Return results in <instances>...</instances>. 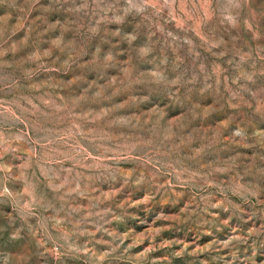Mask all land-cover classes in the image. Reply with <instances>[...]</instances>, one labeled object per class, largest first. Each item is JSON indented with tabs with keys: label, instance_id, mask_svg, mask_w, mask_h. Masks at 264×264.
I'll use <instances>...</instances> for the list:
<instances>
[{
	"label": "rangeland",
	"instance_id": "374dc122",
	"mask_svg": "<svg viewBox=\"0 0 264 264\" xmlns=\"http://www.w3.org/2000/svg\"><path fill=\"white\" fill-rule=\"evenodd\" d=\"M0 264H264V0H0Z\"/></svg>",
	"mask_w": 264,
	"mask_h": 264
}]
</instances>
